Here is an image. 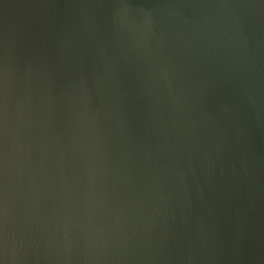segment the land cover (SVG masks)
Listing matches in <instances>:
<instances>
[{"label":"water","instance_id":"obj_1","mask_svg":"<svg viewBox=\"0 0 264 264\" xmlns=\"http://www.w3.org/2000/svg\"><path fill=\"white\" fill-rule=\"evenodd\" d=\"M0 264H264V0H0Z\"/></svg>","mask_w":264,"mask_h":264}]
</instances>
